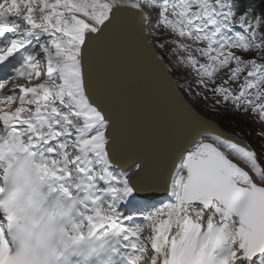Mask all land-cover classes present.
Listing matches in <instances>:
<instances>
[{
	"label": "water",
	"instance_id": "1",
	"mask_svg": "<svg viewBox=\"0 0 264 264\" xmlns=\"http://www.w3.org/2000/svg\"><path fill=\"white\" fill-rule=\"evenodd\" d=\"M146 29L136 2L111 7L97 32H87L81 49L83 89L108 124L109 158L117 155L129 167L139 165L148 185H167L187 145L201 135L214 134L248 147L189 104Z\"/></svg>",
	"mask_w": 264,
	"mask_h": 264
},
{
	"label": "bare ground",
	"instance_id": "2",
	"mask_svg": "<svg viewBox=\"0 0 264 264\" xmlns=\"http://www.w3.org/2000/svg\"><path fill=\"white\" fill-rule=\"evenodd\" d=\"M10 6L14 9L13 13H15V17H16L15 20L18 22V25H17L18 31L21 30L24 33H30L32 30H37V28L35 27V24H36V26L38 25L40 27L38 29L40 31L42 30V35L46 36L48 32L47 25L53 28H57L58 26L57 21L55 22L47 21L45 23H42L41 18H36L35 15L28 8L29 4L25 0H13ZM31 20L33 22H31ZM87 34L88 33L86 31V36ZM149 42H150V39H149ZM22 43L23 41L19 42L18 44H15L14 47L19 48L22 46ZM38 80L39 79H36L35 77H31V76L17 77L16 82L10 83L9 85H7L5 88L2 89V94L4 96V94L15 93L16 89L18 88H20L24 92L25 91L24 87L31 85L32 83L37 82ZM21 86H23V88H21ZM37 110L39 109L30 111L27 108H25L23 104H20V102H17L14 105V107L10 110H5L0 106V119L3 118L4 113H7V112L13 113L12 115L14 116L18 115L19 125L21 128H25L26 130H31V129L34 130V134L30 135L29 138L34 139L35 137L43 136L45 143H48L52 140L57 141V130L51 126V123L53 122L51 120V117L49 116L50 114H53V113L42 112L40 116L38 117L39 118L38 122L36 123L33 118V112ZM199 114L201 115V113ZM50 128L54 129L53 133H49ZM202 133H204L202 130H197L196 132V134H199V135ZM205 135H208V134H205ZM205 138L211 139L210 137H206V136ZM219 142L222 143V140ZM192 144L193 143H189L187 145L188 151L190 148H193ZM195 144H196V147L192 151L197 150L198 146L200 145V140L196 139ZM189 153L192 154L191 152ZM183 157H185V154H183ZM63 159L66 160L65 164H62ZM175 159H176L175 156H173L170 159V162H174ZM110 160L113 163L115 162L114 164L117 165L119 169H122V171L129 169V166L127 165V163L120 156L116 155L112 159L110 158ZM72 163H73V166L71 167ZM56 165L57 167L54 169L53 167H55ZM201 165L202 163L198 161H191V167L194 172ZM39 166H40V169L43 171V177H47V179L42 181V184L44 185L45 189H49V191L57 194V192H60L59 190H57L58 186L61 187L65 192H70V191H73L74 187L84 185L85 190L88 192V195H89L88 201L93 203L97 199L93 195L90 194L91 189H92L90 178L93 177V173L92 172L88 173V170H85L86 167L83 168L80 162H78L77 160H72L67 154H64L61 152V153H57L56 157L46 156L43 159V161L39 163ZM177 167L178 168H176L173 179H172V186H173V183L176 184V187L178 188L182 186L181 195L183 196V178L186 175L187 170L184 167L181 171H179L180 169L179 165ZM203 170H204V166H203ZM85 172H87L88 178L85 177L84 175ZM246 172L248 171L246 170ZM227 173L232 174L229 171H227ZM206 174L208 173L204 172L203 174H200L199 176L200 178H202ZM249 175L251 176L250 173ZM159 176H161V173H159ZM218 178H219V175H218V171L216 170L214 173V179H218ZM138 180H142L141 181L142 186L137 187L135 185ZM147 182H148V179L146 181L142 173L130 178V183L133 186H136V190L138 194L140 195H147V194L157 195L159 191L167 187L165 182L153 183L151 185H148ZM196 182L200 186L211 185L206 180L199 179L198 177L196 179ZM223 182H226V181L224 180ZM51 183L53 184L52 186H51ZM245 183L247 185L252 184L253 186L263 187L261 185L262 183L256 181L252 176H251V179L249 181H246ZM174 193L179 194L180 191L177 190V191H174ZM201 196L203 195H201L200 193L196 191H192L190 193V196L186 195V197L188 198L197 197L199 200ZM103 199L104 200L107 199L105 195L103 196ZM201 202L205 206H207L208 204V202H205V201H201ZM102 206L104 207H100L96 210H93V209L89 210L87 214L94 220V224L97 226V229H101V228L105 229L104 233L107 230H109L111 227H114L115 225H117L118 223H122L123 225L124 223H126L129 232L137 235V239H135L136 241H132L130 244L125 243L124 246H122V248L119 249L117 261H118V264L133 263L138 253L142 249H145L144 246L147 245V239H149V237H151L152 234L149 233L148 231H144L145 227L142 226L143 227L142 228L140 224L133 217H131L127 213H124L125 209H119V205L106 204L105 202H102ZM260 206L264 209V204L263 205L260 204ZM184 210L187 211L189 223L181 227L179 223H180V219H181V216ZM175 211H176L177 217L173 219L172 224L170 225V231L168 232V233H171V237L169 239L171 241L172 248L168 251V253L164 255L163 259L160 257V254H159L157 259L155 260L150 259L146 262L147 264H151V263L160 264L161 262L164 264H170V262L171 264H264V261L261 260L264 254L262 256L255 257L251 260H244V261L237 260V258L233 260L232 257L227 258L225 260H213L212 259V249H209L207 252H205L204 248L207 246H210L212 248L214 246L221 245L222 243H224V241H226L227 239H230V237L227 234L222 233L221 229L216 226L213 227V232L211 236L204 235L203 237H198L196 235L197 231L204 230L202 228V225L204 224V220L199 218L198 213L196 211L191 210L190 208H185V207L182 208L179 206L178 203L175 205ZM112 221H114V224L110 226ZM231 221L232 223L235 222L232 219ZM257 239L264 244V222H263V230L260 234H258ZM196 241H198L199 243H196ZM233 256H235V253H233ZM200 258L202 260H200Z\"/></svg>",
	"mask_w": 264,
	"mask_h": 264
},
{
	"label": "rangeland",
	"instance_id": "3",
	"mask_svg": "<svg viewBox=\"0 0 264 264\" xmlns=\"http://www.w3.org/2000/svg\"><path fill=\"white\" fill-rule=\"evenodd\" d=\"M166 1L169 4V6L172 7V9H169V11L170 12L174 11L171 14L172 17H176L183 22L186 20H190V21L191 20H197V21L200 20V10L204 4V0H166ZM223 1L227 2V3H231V7H233V5H232L233 0H223ZM158 2H159L158 0H153V5L157 6ZM216 2H219V0H212L211 1L212 4H214ZM240 3L244 6V8L247 7V5H246L247 0H242ZM263 5H264V0H254V2H253V8H256L257 10L260 6H263ZM164 6H165V3H159V5H158V7H161V8H163ZM185 6L190 8L191 10L187 11L188 12L187 14L186 13L182 14L181 12L183 11V7H185ZM83 7L87 9L89 19L93 22L94 25H97L98 22L104 16L105 11L101 10L100 6H98V5H96V8H92V5H90L89 3L83 2ZM233 12H234V9H227L224 12V14L226 16L230 17ZM247 14H248L247 10L243 9L242 10V16L245 18L244 19L245 23H248ZM148 15L150 16V18L152 17L151 14H148ZM156 17H158L161 20L165 19V10H163V9L157 10ZM253 17L255 19V26H257V28H260L261 32L264 31V20L262 19V12L257 13ZM231 21L232 20H230V22ZM49 22H55V21L49 20ZM227 23L229 24V22H227ZM219 25H220V27H222L223 24H219ZM162 32L167 34V32L165 31L164 28H155L154 26L148 27V36H149L151 43L157 49L161 59L167 65L168 69L171 70L172 75L174 76V78L177 82V85L180 87H185V85L188 84L189 81H192L191 75L188 71V68L185 67L183 69V66H182V61L184 62L185 55H181L180 59L182 61L179 60L177 57V52H176V50H174L175 44L173 42V39L168 38L164 35H160V33H162ZM262 37H264L263 33H262ZM259 43H261V45H262L261 48H260ZM257 44H258V48H260L261 50L264 51V39L259 40V42H257ZM231 48H232V50L241 52L242 54L251 53V51L249 49H247V51H245V48L243 49L241 47H231ZM258 48L254 47L253 53H254L255 57L261 58V55L263 53ZM52 49H54V46L50 42L49 45H45L42 48V50L37 53V55L35 57V60L38 63L37 66H42L46 62V58L43 54V51L46 52L47 59L49 60V63L52 65V62H53L54 56H55V54L52 53ZM58 49L60 51L63 50L60 47H58ZM69 51H71V50L69 49ZM63 52H65V51H63ZM58 55H60V54H58ZM69 55L74 57L72 51L70 52ZM72 64L73 63L71 62V58L69 56H65V57L61 58L59 63L57 64V77L52 80L53 82H55V80H56L57 85H60L62 87L61 90L59 92H57V95L61 96V97H69L63 101L64 102L63 106H65V107L59 109V112L56 115L52 116V119L54 121L57 120V123H59V122L62 123L64 125V129H67V130H65L66 132L65 131L62 132L61 135L59 136V140H60L61 144L67 143V141H68V142H71V145L76 142L75 139L78 138L79 135H84L83 128L81 127L82 124L79 123L80 120L77 116L79 108L75 107V104H74L75 102L81 100V97L76 96V95H71L70 87H69V85H67V81H66L67 78L70 79V78L74 77L73 70L71 68ZM64 70L67 71V76L64 75ZM40 74H41V72H40ZM224 74L225 73L223 71V75ZM191 85H193V83ZM71 87H72V90H78V88H79L76 81H73L71 83ZM45 94H47L48 96L52 95L50 91H47ZM39 98H41V97H39ZM203 100L204 99L202 97H195V95H190L188 98V101L190 102V104L195 108V110L197 112L201 113V115H203V117H205L206 119H208V120L216 123L217 125H219V127H221L222 130H224L228 133H231V132L236 133V134L240 135L241 137L247 139L251 143H253L256 147H259L260 148L259 157H261V161L264 163V139L261 140V137H259L258 135H255L256 125L252 120V118H254V117H252L251 113L249 111L245 110L246 113L241 114V111L239 109L238 110L233 109L232 107H230L226 104H221V106L219 107V109H220L219 112L211 113L208 110L207 106L202 102ZM38 106H41V105L38 104ZM57 106H59V105H57L56 100H53L49 104V108H56L57 109ZM211 106H214V105L211 103ZM9 107L11 108V107H13V105L10 104ZM63 115L66 117H64ZM228 118L229 119L233 118L235 121L239 122L240 126L231 127V125L229 123H226L224 121L225 119H228ZM241 126H248L247 130L246 131L244 130V132H242L243 129H241ZM258 127H260V132H262L263 128L261 126H258ZM262 133L264 134V132H262ZM70 138H71V140H70ZM206 139H209V138H206ZM211 141H213V139H211ZM93 156H94L95 161L100 165L99 168H102V167L107 168L106 164L104 163L103 157L100 153H93ZM233 157H235L240 162L245 163V164L241 165L244 169L247 170V168H248L249 170H254L256 172L257 178L262 180V181H259L255 177V174L253 172H251V171H248V172L251 174V176L256 181L262 183L261 185L264 187V182H263L264 181V168L260 165V163L258 161L254 162L244 152H237L235 155H233ZM254 163L256 164V166L254 165ZM246 166H247V168H246ZM85 170H87V168H85ZM179 171H180V169H179ZM108 181L110 183V187H113L112 186L113 182L111 183V181H112L111 176H108ZM174 186H176V185L173 183V186H172L173 190H174ZM188 223H189L188 215L182 214L179 225L181 227H183V226L187 225ZM144 231H148L149 233L152 234V232H150L149 230H146V227L144 228ZM227 240H230V239H227ZM149 254H150V255H148L149 259H152L155 256L154 252L151 251L150 249H149Z\"/></svg>",
	"mask_w": 264,
	"mask_h": 264
},
{
	"label": "trees",
	"instance_id": "4",
	"mask_svg": "<svg viewBox=\"0 0 264 264\" xmlns=\"http://www.w3.org/2000/svg\"><path fill=\"white\" fill-rule=\"evenodd\" d=\"M262 12L264 14V9L262 8ZM226 123H229L231 125V127H234V126H240L239 122L235 121L233 118H228V119H225L224 120ZM248 125V124H247ZM247 127L248 126H241V129H243L242 132H244V130L246 131L247 130Z\"/></svg>",
	"mask_w": 264,
	"mask_h": 264
}]
</instances>
